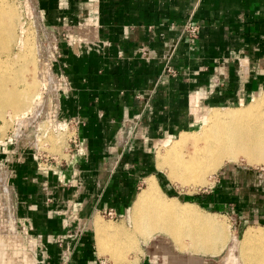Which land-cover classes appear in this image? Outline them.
Instances as JSON below:
<instances>
[{
	"label": "crops",
	"instance_id": "0c3cea01",
	"mask_svg": "<svg viewBox=\"0 0 264 264\" xmlns=\"http://www.w3.org/2000/svg\"><path fill=\"white\" fill-rule=\"evenodd\" d=\"M30 1L58 40V107L45 122L71 127L81 145L44 168L33 148L0 142L16 213L0 264H100L110 256L96 221L127 216L155 175L152 148L194 129L205 108L264 91V0ZM163 249L146 247L135 264H172Z\"/></svg>",
	"mask_w": 264,
	"mask_h": 264
},
{
	"label": "bare ground",
	"instance_id": "6f19581e",
	"mask_svg": "<svg viewBox=\"0 0 264 264\" xmlns=\"http://www.w3.org/2000/svg\"><path fill=\"white\" fill-rule=\"evenodd\" d=\"M5 2L0 0V54L1 56L6 54L9 59L0 62V117L4 116H2L3 108L9 106L12 113L27 118L28 124H34L35 121L38 123L37 120L42 117L44 111L42 108L45 104L41 110L40 106H37L36 112H32L31 117L25 112L31 107L30 105L36 102L41 105V101L43 103V95L39 94V90L37 91L33 79L37 73L34 43L31 36H27L20 41V51L15 56L10 54L11 43L18 39L17 35H9L12 33L9 17H12L15 9ZM28 64L31 65L29 70L32 73L31 80L27 81L25 77L17 78L25 71L28 72ZM15 66H17L16 70H14ZM15 73L17 77L13 76ZM20 81L24 84L22 89L18 87ZM255 98L256 100L249 104H242L236 108H217L201 115L198 121L199 129L181 132L177 139L169 138L164 141L163 148L157 153L158 169L163 171L173 183L192 184L194 189H198L213 184L211 178L213 179L214 174L228 162H238L243 159L249 165L264 167V91L259 92L253 99ZM34 100L36 102L31 104ZM36 137L34 131L28 138L32 146H35L32 141H36ZM198 208L193 203H184L176 197L166 195L157 177L152 175L146 179L145 188L133 201L130 211L132 220L130 230L123 223L121 225L110 223V225L100 218L97 219L99 252L101 255L109 253L107 245L113 241L116 244L112 248L113 253L109 254L115 262L116 260L124 262L120 249L126 243L131 244L127 240L133 237L132 243H134V238L141 237L146 243L159 233L170 236L180 248H183V251L186 247L184 241L188 239L189 250L191 249L193 253L216 255L221 252L220 248L227 240L228 227L225 223L224 225L218 222L214 215L204 213ZM239 246L244 264H264V227H247Z\"/></svg>",
	"mask_w": 264,
	"mask_h": 264
},
{
	"label": "rangeland",
	"instance_id": "374dc122",
	"mask_svg": "<svg viewBox=\"0 0 264 264\" xmlns=\"http://www.w3.org/2000/svg\"><path fill=\"white\" fill-rule=\"evenodd\" d=\"M5 1V4L8 3V5H11V7L15 9L12 17H9V21L11 23L10 29L12 30V33H9V35H17L18 39L17 41L15 39V41L11 43L10 54L15 56L20 51V41L27 36H31L34 43L33 49L35 50L37 73L33 79L37 85V91L39 90V94L42 93L41 95H43V103L41 101V105H39L34 100L31 102V104L35 102L36 103L30 105L32 108L30 107L28 109L29 111L25 110V112L26 114H29V117H31L32 112H36L37 106H40V110L44 104L45 106L42 108L44 109L42 117L37 120L39 122L36 123L35 121L34 124H28L27 118H21L22 116L12 113V110L9 109V106H5L3 108L4 113L2 112V116H4L3 118L0 117V142H3L4 140L9 141L12 139L14 140L15 146H17V140L19 139L18 144L20 147L24 149L34 148L29 143L30 140H28V138L30 135H33V132L35 131L37 137L36 141H32V144L37 147L36 152L41 155L45 154V157H50V160L53 162L57 160L59 162L65 163V158L71 154H74V151L70 152V139L74 133V130H57L54 126H50V124L45 122L47 121L45 116L47 117L48 113L52 112V110H56L58 107L57 100L59 90L57 88V83H59V80L57 75L54 74L52 70V64L50 62L53 60L51 59L52 55L54 56V52L58 49L57 35L55 31L47 28L44 25L41 14L34 8H31L32 4L30 0H27L31 8L30 12L29 8L27 7L26 0ZM6 57V54H2V56L0 54V62L9 59ZM28 65V72L23 71L24 73L19 75L21 77H19L17 73H15L13 76H18L17 78L19 79L25 77L27 81H29V79L31 80L32 73L31 71L29 72L31 65ZM16 67L17 66L14 67V70L17 69ZM19 84L18 87L20 89L24 88V84H22L21 81ZM255 100L256 98L248 102V104L254 102ZM236 107L239 106H235L233 108ZM217 108L219 107L205 108L204 112L207 114ZM7 119H9V121ZM1 125H4V127L8 128L4 129V127L2 128ZM34 126L36 128H34ZM194 129H199V125ZM2 130L5 132H1ZM15 136H17V138ZM178 136L179 134H177L173 139H177ZM162 144L163 143H161L160 146H155V148H152L150 162L152 161L153 165L154 163L157 165V153L163 148ZM44 159L41 161H44ZM6 167V165L0 163V234L7 232L6 236L8 235V238L3 239L8 240L13 238V236H9V231L14 227V223L12 222V214L14 212L16 216V213L13 202V190L11 189L9 174ZM47 167L48 166H45V168ZM149 174H155L164 193L169 197H176L184 203H193L204 213L206 212L214 215V217L218 219V222L223 224L225 223L226 225H224L228 227L227 240L224 246L221 247L222 249L220 248V253L216 255H205L202 252L193 253L191 249L189 250L190 241L188 239L184 241L186 247L183 251V248H180V246L166 234L157 233L146 243L141 237H138L137 239L134 238L133 242L135 244L132 243L133 237H131V239L127 240L131 244L128 245V243H126L125 246L120 249L121 254L124 257L126 256L125 258L122 256V259H125L124 262L117 260L115 262V259L111 257L109 253H113L112 248L116 243L113 241L109 242L108 240L110 244L107 245V252L109 251L107 255H110V260L103 258V260L107 261V264H135L137 263L138 252H142V250L146 247L153 248L155 245H161L162 249L164 248L162 253L167 256L166 258H168L167 250L169 251L171 254V259H168L171 260L172 264H190V260L193 261V264H244L241 258L242 253L239 243L245 229L249 226L264 227L263 165H249L243 159L238 162H228L214 174L213 179L211 178L213 184L208 185L207 187H200L198 189L195 188L196 190L192 184L184 185L177 182L173 183V181L169 180L167 175L163 171H160L157 166L155 168L152 167ZM145 186L146 184L143 182L139 185L134 199L139 193L143 191ZM132 204L133 203H131V207ZM130 211L131 208L128 210L127 216L122 217L119 220L108 221L109 219L107 218L100 219H102L103 222L107 224L115 223V225H121L123 223L126 225V228L130 230L132 226ZM16 224L18 228L19 223L17 218ZM109 238L111 239V237Z\"/></svg>",
	"mask_w": 264,
	"mask_h": 264
},
{
	"label": "built area",
	"instance_id": "2783aa9c",
	"mask_svg": "<svg viewBox=\"0 0 264 264\" xmlns=\"http://www.w3.org/2000/svg\"><path fill=\"white\" fill-rule=\"evenodd\" d=\"M184 30L186 31V32H188L190 35H192V36H196V34H198V31H199V27L197 26V25H195L193 22H191V21H189L188 23H186L185 24V26H184ZM169 71L170 72H172V70H170V68H169ZM71 128V127H70ZM70 128H68V129H70ZM72 130H74V129H72ZM70 132V131H69ZM80 145H81V142H80V140H79V138H78V136H77V134L75 133V131H74V133H73V135H72V137H71V139H70V146H71V150H70V152L72 151H74V152H76L79 148H80ZM32 147H34L33 149L34 150H37V147H35V146H32ZM39 154V153H38ZM39 157H40V160H43L44 158V161H43V167L45 168V166H48L47 165V160L50 158V157H45V154L43 155H41V154H39ZM43 158V159H42ZM53 159V158H52ZM59 162V161H58ZM59 163H62V162H59ZM48 168V167H47ZM107 215H109V216H115V213L114 212H108V214ZM100 264H107V261L106 260H101L100 261Z\"/></svg>",
	"mask_w": 264,
	"mask_h": 264
}]
</instances>
